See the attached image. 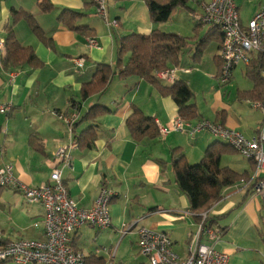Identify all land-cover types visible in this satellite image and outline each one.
<instances>
[{
	"label": "crops",
	"instance_id": "crops-1",
	"mask_svg": "<svg viewBox=\"0 0 264 264\" xmlns=\"http://www.w3.org/2000/svg\"><path fill=\"white\" fill-rule=\"evenodd\" d=\"M37 1L0 0V39L4 40L5 25L12 24L9 9L14 8L31 13L52 44L49 46L39 40L24 19L12 24L18 41L32 47L39 62L11 70H3L0 65V105L11 106L10 111L0 113V165L11 162L17 180L27 186L46 183L52 168L58 165L54 152L59 146L70 143L67 125L57 114L70 112L72 100L78 103L79 117L93 104L107 106L111 112L95 120L98 137L94 144L90 148L76 144L70 149L71 165L59 166L62 181L79 207H91L102 188L112 191L111 225L99 229L83 223L73 233L72 246L82 252L83 264H150L148 258L139 253L137 244V228L145 226L165 231L172 239L173 250L180 256L187 255L197 222L189 211L186 195L174 181L171 150L179 148L187 162L193 164L202 157L207 145L223 142L208 132L194 135L171 132L164 137L157 132L155 136L134 140L125 124L133 106L159 126L168 125L178 115L170 96L161 95L152 84L136 76H114L104 93L80 98L81 86L91 80L96 63L114 64L118 38L131 32L163 30L162 24H141L132 20L124 27L123 12L142 13L143 0H129L127 4L123 0H107L106 18L96 13L93 0H50L53 8L47 13L40 11ZM260 1L234 0L241 22L252 18ZM63 9L82 14L69 23L92 28L96 46L89 47L87 36L70 29L66 22L57 21ZM111 20H116L118 25L111 27L107 24ZM201 33L199 30L198 34ZM194 42L190 41L180 57L176 73L177 79L184 80L194 93L199 116L188 121L208 119L238 130L245 137L254 136L262 113L248 105L247 101L252 99L238 96L239 92L249 91L253 86L245 76L246 65L238 63L232 69L231 79L237 68L243 67L248 85L238 88L234 100L225 101L229 91L217 79L218 43L215 42L213 49L210 43L200 59L192 61ZM78 56L85 59L83 68L73 63L72 59ZM182 68L190 70L184 72ZM218 111H222L220 120L216 119ZM87 126V122L82 123L76 132ZM30 136L40 143L41 150L30 144ZM228 152L221 156L220 165L239 174L252 172L251 161L230 162ZM222 193L221 200L208 209V216L222 231L215 248L228 254V264H264V196L230 186ZM43 215V207L27 203L15 187L0 194V235L7 240L42 238ZM92 257H99L100 262Z\"/></svg>",
	"mask_w": 264,
	"mask_h": 264
},
{
	"label": "built area",
	"instance_id": "built-area-1",
	"mask_svg": "<svg viewBox=\"0 0 264 264\" xmlns=\"http://www.w3.org/2000/svg\"><path fill=\"white\" fill-rule=\"evenodd\" d=\"M93 2L96 13L106 18L107 0ZM199 6L201 11L190 13L192 20L195 23L218 26L222 34L218 49L220 70L217 77L219 84L226 85L232 77V69L238 63L248 65L258 52H264V0L260 1L258 9L246 23L241 22L234 0H203ZM107 24L111 27L118 25L116 20L107 21ZM86 44L94 47L97 39L94 36L86 37ZM4 50V40L0 39V56H3ZM72 60L77 68L84 67V57L78 56ZM178 69V65L169 66L156 72L154 76L165 84H172L177 79ZM181 70L186 72L190 68ZM247 102L262 113L258 132L249 138L238 130L208 119H199L192 123L176 115L168 125H155L162 137L171 132L188 135L208 132L221 140L253 163V170L248 177L240 178L230 187L245 189L263 197L264 95L262 100ZM10 109V104L0 105V113H6ZM57 116L67 125L70 143L59 146L54 152V160L58 161V165L52 168L46 183L27 186L17 180L11 162L0 165V185L15 187L27 203L40 204L44 209L42 238L20 237L10 240L8 244L0 247L1 260H10L15 264H83L82 252L72 246L73 233L83 223L99 229L111 225V190L102 188L91 207L82 208L77 205L62 181V168L59 165H71L70 149L76 146L72 140L71 125L79 118V112L72 108L70 112H59ZM199 216L200 221L197 222V230L189 242L187 255L180 256L173 250L172 239L165 231L145 226L137 228L139 253L146 256L150 264H228V254L214 246L221 238V229L214 223L209 224L208 210L200 212ZM38 225V222L34 224L35 227Z\"/></svg>",
	"mask_w": 264,
	"mask_h": 264
},
{
	"label": "trees",
	"instance_id": "trees-1",
	"mask_svg": "<svg viewBox=\"0 0 264 264\" xmlns=\"http://www.w3.org/2000/svg\"><path fill=\"white\" fill-rule=\"evenodd\" d=\"M191 1L199 4L203 0H143L152 23L166 22L171 13L177 8L184 9L189 13L195 12V9L189 3ZM37 6L44 13L51 11L53 8L50 0H38ZM9 12L12 24L24 19L31 32L39 40L46 45L52 46L50 38L45 36L43 29L31 13L15 10L14 8H10ZM79 15L82 14L75 10L63 9L56 19L57 21L66 22L70 29L79 31L82 35L93 36V29L88 25H73L69 23L70 21L73 22ZM12 24L10 26L6 24L4 27L5 50L3 57L0 59L1 68L3 70H11L24 65L37 64L39 61L32 47L24 46L18 41ZM201 25L200 23H195L192 37L163 31L158 28H154L148 33L131 32L121 36L117 39L114 64L96 63L95 72L91 80L81 86V100L94 94L104 93L114 76L119 78L136 76L152 84L161 95L170 96L175 102L177 114L181 118L185 120L197 118L199 114L194 102V93L188 84L181 79H176L172 84H165L157 80L154 75L169 66H177L182 52L190 46V41H195L191 55L192 61H198L212 41L220 45L222 34L219 27L210 25L202 35H199L198 31ZM245 76L252 82V89L242 93L239 92L238 96L242 99L261 100L264 95V52H258L246 65ZM76 103V101L72 100V108L78 109V103ZM109 112H111V109L107 106L101 104L91 105L71 125L73 142L80 148H90L98 137L96 118ZM221 113L222 111L216 113V119H222L220 117ZM84 122H87L88 126L77 133V127ZM125 124L130 136L137 141L144 136H155L157 134L153 118L144 115L136 106L132 107ZM29 141L34 148L41 150L40 143L34 136H30ZM228 149L232 150L228 145L215 141L207 145L202 157L193 164L187 162L185 155L179 148L171 150L170 164L174 181L186 195L189 202V211L195 216L196 222L200 221V212L207 211L222 198V192L225 187L231 186L242 177H248L247 172L239 174L227 166L220 165V158L229 151ZM7 188L9 187L0 185V194ZM214 222V219L210 217L209 224ZM9 241L0 235V247L8 244ZM92 259L100 262L99 257H92ZM8 261L10 260L0 259V264H5Z\"/></svg>",
	"mask_w": 264,
	"mask_h": 264
},
{
	"label": "rangeland",
	"instance_id": "rangeland-1",
	"mask_svg": "<svg viewBox=\"0 0 264 264\" xmlns=\"http://www.w3.org/2000/svg\"><path fill=\"white\" fill-rule=\"evenodd\" d=\"M123 1L126 4L130 2L129 0H123ZM189 3L191 5V7H193V9H195L196 12L201 11L199 4H196L194 1H191ZM132 20H135V21H137V23H141V24L142 23H144V24L151 23L145 4H144V11L140 14L134 15L129 10L127 12H123L122 22L124 24V27H128V24ZM161 24L163 27V31L179 33V34L186 36V37H192L194 35V32H193L194 22L190 18V13L184 9L178 8V9L174 10L171 14L170 19L166 22H162ZM207 29H208V24L201 25L199 27V30H201V32H202L200 35H202ZM214 44H215L214 41H212L210 44V47L212 49L215 48ZM187 49L188 48L184 49V51H186ZM183 52H182L181 56L184 55ZM243 71H244L243 67H241V69L237 68V70L234 72V77L228 82V84H226L225 87H227V91H229V92L224 97L225 101L234 100V97L237 94L238 88L245 87L246 85H248L249 82L244 77ZM217 79L219 82V78H217ZM248 105H249V103H248ZM250 107L253 108L252 106H250ZM227 155L230 156V157H227L228 158L227 160H229L230 162H246L245 161L246 159L242 155H240L239 153H237L235 151H230L227 153Z\"/></svg>",
	"mask_w": 264,
	"mask_h": 264
}]
</instances>
